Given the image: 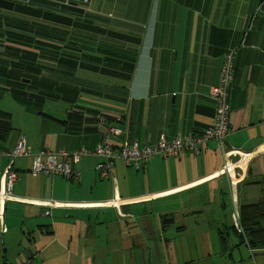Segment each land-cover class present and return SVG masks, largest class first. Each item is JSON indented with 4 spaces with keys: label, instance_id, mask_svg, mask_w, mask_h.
I'll list each match as a JSON object with an SVG mask.
<instances>
[{
    "label": "crops",
    "instance_id": "crops-1",
    "mask_svg": "<svg viewBox=\"0 0 264 264\" xmlns=\"http://www.w3.org/2000/svg\"><path fill=\"white\" fill-rule=\"evenodd\" d=\"M48 2L29 5L66 16L44 23L67 31L60 44L72 46L75 66L46 55L20 85L14 72L4 78L0 52V119L11 125L0 150L23 136L33 151H92L109 124L123 132L110 136L113 146L199 133L213 121L209 90L234 49L224 146L247 155L207 141L199 154L157 155L139 169L116 160L100 178V158L89 154L75 164L79 180L32 176V158L16 159V198L0 204V264H240L233 249L242 240L230 232L243 229L232 211L264 196V0ZM0 13L18 16L14 7ZM8 162L1 154L0 180Z\"/></svg>",
    "mask_w": 264,
    "mask_h": 264
},
{
    "label": "built area",
    "instance_id": "built-area-1",
    "mask_svg": "<svg viewBox=\"0 0 264 264\" xmlns=\"http://www.w3.org/2000/svg\"><path fill=\"white\" fill-rule=\"evenodd\" d=\"M233 58V49L223 54L218 84L209 90V97L215 103V115L211 124L199 133L178 134L171 139L161 135L154 143L142 147H139L136 142L131 143L128 140H124L119 146H113L109 142L110 136H120L123 132L121 128L109 124L101 133L100 141L94 150L89 151L81 148L72 152L63 150L54 152L49 149L33 151L26 143L25 137L21 136L12 149L0 150V155H5L9 159L0 180V204H4L6 200L16 198L13 194V187L18 179V174L13 167V163L16 159L23 157L32 158V166L29 170L32 176L57 174L75 180L80 178V171L75 167V164L79 162L82 156L89 154L100 158L95 167L100 178L111 177L112 168L116 160H122L127 165L139 169L157 155L177 157L185 152L199 154L203 144L207 141L216 142L225 155L233 153V155L239 156V159L242 160L247 154L226 151L224 146L225 140L230 133V110L227 94L233 77ZM100 120L104 119L101 117ZM231 169L232 165L226 162L222 171L229 172ZM231 216L237 224L239 217L237 208H234ZM1 229L4 231L6 228L3 225Z\"/></svg>",
    "mask_w": 264,
    "mask_h": 264
},
{
    "label": "trees",
    "instance_id": "trees-1",
    "mask_svg": "<svg viewBox=\"0 0 264 264\" xmlns=\"http://www.w3.org/2000/svg\"><path fill=\"white\" fill-rule=\"evenodd\" d=\"M45 1L52 2L57 9L71 4L70 0ZM30 2L31 0H25L16 4L11 1L0 0V8L10 10L14 7L18 14V16H12L0 13V27H4L0 31V35L10 43L3 44L0 47V52L3 53L4 78L11 79L9 74L14 72V75L19 76V80L15 83L20 85H25L30 80L29 74L38 75L46 55L53 59L60 56L69 58L68 63L75 66L74 57L72 59L70 53L67 52V48L72 46L66 43L60 44L66 39L67 31L58 26H50L44 23L46 18L60 24L66 22V16L59 13L43 12L40 8L34 9L29 5ZM29 16H34L36 19H28ZM54 61L61 62L59 59ZM10 130V122L0 119V138L6 137ZM258 183L264 184V175L260 177ZM239 218L243 229V234H240L243 239L242 242L244 241L252 250L264 248V196L255 203L241 205Z\"/></svg>",
    "mask_w": 264,
    "mask_h": 264
},
{
    "label": "rangeland",
    "instance_id": "rangeland-1",
    "mask_svg": "<svg viewBox=\"0 0 264 264\" xmlns=\"http://www.w3.org/2000/svg\"><path fill=\"white\" fill-rule=\"evenodd\" d=\"M10 100V99H9ZM168 215H161V225L163 227V229H165V227L168 225V223L170 222L169 220H167ZM156 221H154L153 223H155ZM232 238V240H238L242 239V236L240 234H238L236 231H232L230 232V239ZM239 248H234L233 249V256L235 258V260L237 261V263L239 262L240 264H264V248H259V249H246L245 245H244V241L242 242V244H238ZM248 247V246H247ZM169 256L166 252L163 253V259L165 261H167L169 259Z\"/></svg>",
    "mask_w": 264,
    "mask_h": 264
},
{
    "label": "bare ground",
    "instance_id": "bare-ground-1",
    "mask_svg": "<svg viewBox=\"0 0 264 264\" xmlns=\"http://www.w3.org/2000/svg\"><path fill=\"white\" fill-rule=\"evenodd\" d=\"M245 158H246V157H245ZM244 160H245V159H244ZM243 162H244V161H243ZM243 162H242V163H243ZM242 163H241V164H242Z\"/></svg>",
    "mask_w": 264,
    "mask_h": 264
}]
</instances>
